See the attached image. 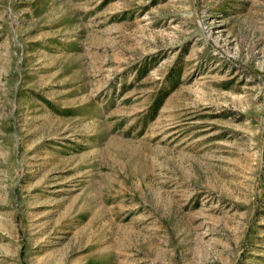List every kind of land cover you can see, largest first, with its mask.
Segmentation results:
<instances>
[{
    "label": "rangeland",
    "instance_id": "obj_1",
    "mask_svg": "<svg viewBox=\"0 0 264 264\" xmlns=\"http://www.w3.org/2000/svg\"><path fill=\"white\" fill-rule=\"evenodd\" d=\"M0 264H264V0H0Z\"/></svg>",
    "mask_w": 264,
    "mask_h": 264
},
{
    "label": "trees",
    "instance_id": "obj_2",
    "mask_svg": "<svg viewBox=\"0 0 264 264\" xmlns=\"http://www.w3.org/2000/svg\"><path fill=\"white\" fill-rule=\"evenodd\" d=\"M167 95H168V94H167ZM167 95H166V94H164V95H163V98H166V97H167ZM161 102H162V99H161Z\"/></svg>",
    "mask_w": 264,
    "mask_h": 264
}]
</instances>
